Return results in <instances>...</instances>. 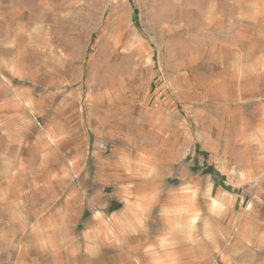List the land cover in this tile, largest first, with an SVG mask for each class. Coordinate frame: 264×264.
<instances>
[{"label":"rangeland","instance_id":"374dc122","mask_svg":"<svg viewBox=\"0 0 264 264\" xmlns=\"http://www.w3.org/2000/svg\"><path fill=\"white\" fill-rule=\"evenodd\" d=\"M167 99L195 131L180 164L194 154L210 166L190 171L215 176L235 163V150L201 147L228 115L217 136L205 122L264 110V0H0V264H219L201 241L218 249L225 232L213 200L209 218L197 199L178 255L163 246L154 262L107 227L120 203L95 164L140 157L146 111Z\"/></svg>","mask_w":264,"mask_h":264},{"label":"crops","instance_id":"0c3cea01","mask_svg":"<svg viewBox=\"0 0 264 264\" xmlns=\"http://www.w3.org/2000/svg\"><path fill=\"white\" fill-rule=\"evenodd\" d=\"M164 101L154 114L146 111V129L140 141L142 146H138L142 151L139 148L135 151L140 157L132 160L118 152L116 159L99 158L95 164V178L104 189H114L120 203L109 212L108 229L124 230L123 242L132 260L146 255L154 262L163 246H172L173 255L177 256L178 246L187 242L180 230L187 223L195 226L196 216H199L197 199H202L203 211L209 218L213 207L216 209L213 200L219 207L220 215L216 217L227 224L220 235L218 249L212 247L209 238L201 240L207 260L214 255L219 264H264V216H260L264 212V110L245 114L235 105L233 110L220 107L216 114L208 117L207 133L216 136L223 133L225 115H228L230 129L226 127L225 136L221 135L219 140L200 146L220 148L223 150L220 156L224 157L228 156L229 149L235 150L237 156L234 164L221 165L213 176L211 172L190 171L191 167L209 168L210 162L205 158L192 154L190 160L180 164L187 150L196 148L195 131L185 128L186 122L180 119L177 105L171 99ZM192 120L194 123V118ZM135 148L137 145L129 154ZM239 182L242 187L235 186ZM229 186L236 190H229ZM213 193L216 194L214 199ZM246 198H251V203ZM229 211L232 212L228 218ZM169 218L168 227L172 231L163 232ZM233 229L228 236V230ZM114 237V243L119 245L121 238ZM197 241L195 244H199ZM194 254L193 250L188 261L197 259Z\"/></svg>","mask_w":264,"mask_h":264}]
</instances>
